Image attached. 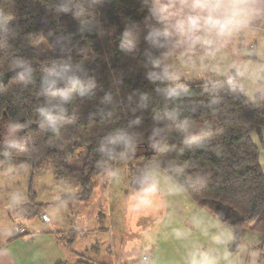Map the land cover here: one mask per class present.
I'll list each match as a JSON object with an SVG mask.
<instances>
[{"label":"trees","instance_id":"trees-1","mask_svg":"<svg viewBox=\"0 0 264 264\" xmlns=\"http://www.w3.org/2000/svg\"><path fill=\"white\" fill-rule=\"evenodd\" d=\"M63 2L0 0V13L11 17L16 30L0 46V156L30 159L37 167L49 164L56 179L79 184L83 191L68 197L83 201L94 193L95 177L116 165H128L126 180L131 190L148 182V169L157 167L199 205L211 209L214 202H221L233 209L234 218L225 223L233 232L235 246L247 229L261 236L256 244L264 245V173L252 141V134L260 135L264 128L263 96L256 93L248 98L236 74L197 81L178 77L170 40L160 54L161 70L167 75L155 81L145 79L143 31L147 24H155L145 0H103L90 16L100 23L91 32H79V21L58 11ZM151 2L159 26L170 33L168 22ZM127 20L141 29L134 56L119 48ZM45 48L50 52L44 54ZM63 48L71 51L63 54ZM15 58L35 69L27 87L11 70ZM66 60L88 68L95 77L96 92L74 98L58 131L51 132L37 111L44 101L40 75L55 61ZM106 94L110 100H105ZM13 124L18 134L11 131ZM17 138L18 148H6L9 140ZM114 138L130 144L112 157L104 156L100 146ZM28 205H32L29 213L35 215L37 209ZM99 206L96 221L104 229V206ZM24 233L23 228L18 234ZM74 264L94 263L82 257Z\"/></svg>","mask_w":264,"mask_h":264},{"label":"rangeland","instance_id":"rangeland-1","mask_svg":"<svg viewBox=\"0 0 264 264\" xmlns=\"http://www.w3.org/2000/svg\"><path fill=\"white\" fill-rule=\"evenodd\" d=\"M158 8L160 13L161 11L164 12L161 5L158 6ZM175 19L176 21L171 17L170 19L167 18L166 21L170 26L172 51H174L173 55H176L173 63L176 67L175 72L178 77L185 78L188 81H197L201 79L208 80L220 77H230L233 74H236L240 75V79L243 81L248 98H253L256 93H260L264 98V21L261 22L262 27L258 30L257 28H250L225 36L223 34L230 31L228 24L218 28L210 26L205 27L203 21L192 22V19L188 16H181V18L177 17ZM49 52L50 50L45 48L43 53L47 54ZM10 132V130H7V134ZM133 163L135 164L136 161ZM127 166V164L122 163L116 165L112 171L110 170L104 174L96 176L93 182L94 193H92L89 199L85 201L80 200L84 205H94V203H97L96 201H98L99 204L104 206V209L101 208V211L104 213L105 227H110L111 223L112 231L109 228L110 233H102L100 232L101 225H98V234L95 235V238L102 236L101 245H104L106 242L108 249V237L110 234V238L113 240L115 255H119V250L116 245L119 231H122V234L125 235V240L129 239L134 242L137 238L142 237L143 231L152 229L151 226L154 221V214L157 212L154 211L153 208V212L149 215L143 213L137 214V209L134 208V202L137 195H141V192H139L140 194L130 197V202H132L133 205L132 212L128 211L127 214L119 213L118 199H121L122 202V198L116 197L117 192L121 193V191L131 190L129 189L126 180L128 173ZM147 176L148 181H150L147 187L151 189L149 191L143 190V193L157 199L154 207L160 205H163L164 207L168 205L166 208L170 205L176 206L177 203H179L178 191H181L180 193L184 195V202L180 199L184 204L182 205L183 209L180 210L179 215L182 221L179 220L180 222L176 226V229L178 230L185 218V207H189L188 200L190 199V196L186 193V189L157 167H150L147 171ZM80 189L79 184L75 181H70L69 183L64 179H56L49 164H43L42 166L38 164L37 167V164L34 165V162L30 159L24 158L18 160L11 158L10 155L0 156V211L7 205L14 206L16 203L23 201L26 202L25 204L30 201L34 208L42 211L43 209H46V202L50 200V197L51 199L54 197L52 194L58 195L61 194L62 191H68L71 194H75L77 191H83ZM160 195L161 197L159 198ZM60 201L65 211L68 210L70 205L76 203V200L71 198L68 200L61 199ZM51 205H55L49 208V211L51 212L53 209L59 207L57 206L58 204ZM20 207L23 208V210L26 209L25 206L17 205L16 211H22L20 210ZM208 211L210 214L212 213V216L209 215L208 217L211 220L209 226H206L207 229L214 226L211 224L214 221L216 223L215 226H218L217 237L220 238V240H225L224 243H226L232 230L227 225L218 224L219 222H216L217 217L212 210L208 209ZM98 212L97 209L95 214L99 215ZM48 214H50V212ZM71 214L73 215L72 217H75L73 210ZM16 216L13 218L12 228L21 225ZM124 222H126L127 227L124 230H120V224L123 225ZM6 226L7 221L0 216V231ZM258 238L259 234L248 229L239 238V243L236 246L232 240L229 242L230 250L232 248L234 252L240 251V253H248V256L250 255L249 264H264V245L256 244ZM90 240L93 241L92 236H88L84 244L88 245ZM253 242H256V248L255 251L251 252L250 250ZM246 244L249 245L248 248L242 246ZM80 252L83 256H88V252ZM142 254L143 252L141 250L134 254L135 263L138 260L142 263ZM230 259L236 261L237 257L236 255H233ZM107 261L110 263L109 260ZM107 261L104 260L102 262L103 264H106ZM95 263L98 264L99 262L96 261ZM227 263L228 261L224 262V264ZM118 264H133V262L129 260H121L119 258Z\"/></svg>","mask_w":264,"mask_h":264},{"label":"crops","instance_id":"crops-1","mask_svg":"<svg viewBox=\"0 0 264 264\" xmlns=\"http://www.w3.org/2000/svg\"><path fill=\"white\" fill-rule=\"evenodd\" d=\"M152 1L157 7L162 6L164 12L161 11V15L165 20L172 17L176 21L175 18L177 17L188 16L192 19V22L203 21L205 27L218 28L227 24L214 19L210 13H206L205 5L208 0ZM261 22H257L253 28L258 30L262 27ZM237 76L240 79V75ZM241 83L243 84V81ZM252 141L258 148V160L264 173V128L261 129L260 135L252 134ZM149 182L144 184L139 190L121 191V193L117 192L116 194L117 198H122V202L121 199H118L120 214H127L128 211L132 212L133 205L130 202V197L140 194L139 192H141V195H137L134 202L137 214L149 215L153 212V208L154 211H157L154 214L152 229L143 231L142 237L137 238L136 241L125 240V235L122 234V231H119V237L116 240L119 255L114 254L113 240L110 238V234L108 237V249L106 242L101 245L102 236L95 238V235L98 234L97 216L95 214L96 206L98 207L101 204L96 201L97 203H94V205H84L83 202H80V198H71L75 199L76 203L70 205L68 210L65 211L60 200L70 199L68 196L71 193L62 191L58 195L52 194L54 197L52 199L50 197V200L46 202V209L42 211L37 209L35 215L29 213L32 206L28 205L30 201L27 204L23 201L16 203L14 206L7 205L0 211V216L7 221V226L0 231V264H74L81 256L94 264H96V261L99 262L98 264H103L102 261L104 260L110 261V263L107 261L106 264H118L119 258L132 261L133 264H224L225 261H228L227 264H249L250 255L248 256V253L234 252L232 248L230 250L229 242L233 238L232 231L229 239L224 243L225 240H220L217 237L218 226H215L216 223L214 221L211 223L214 226L207 229L211 220L208 217L212 213L210 214L205 206L199 205L191 197V200H188L189 207H185L183 223L177 230L176 226L180 222L179 220L182 221L179 215L180 210L183 209L184 195L180 193L181 191H178L179 203L176 206L170 205L166 208L168 205L165 207L160 205L154 207L157 199L143 193L151 189L147 187ZM158 192L161 193L160 191ZM51 204H58L57 206L59 207H56L57 209H53L51 212L49 208L55 206ZM17 205H26V209L23 210L20 207L22 211H16ZM72 210L75 217H72ZM49 212L50 214H48ZM42 214H47L49 221H43L40 217ZM87 214L88 216L86 217ZM15 216L21 223L19 227H23L26 233L21 235L14 232L15 227H12ZM216 219L218 220L216 222H219L218 224L227 225L224 221ZM120 226V230L126 229V222L123 225L120 224ZM109 228L112 231L111 224L107 228L104 224V229H101L100 232L110 233ZM88 236H92L93 241L90 240L88 245H85L84 242ZM260 238L261 236L259 235L256 241ZM255 243L253 242V245H250L251 252L255 251L252 248ZM242 246L244 248L249 247L248 244ZM139 250L143 252L141 256L142 263L139 262L140 260L135 263L134 254ZM80 251L88 252V256H83ZM233 255H236V261L230 259Z\"/></svg>","mask_w":264,"mask_h":264},{"label":"clouds","instance_id":"clouds-1","mask_svg":"<svg viewBox=\"0 0 264 264\" xmlns=\"http://www.w3.org/2000/svg\"><path fill=\"white\" fill-rule=\"evenodd\" d=\"M148 5L149 17L155 20V24H147L143 31V42L147 45L143 56L148 69L145 79L155 81L167 73L161 70L160 54L167 47L170 33L160 27V20L153 13L155 6L151 0H145ZM103 0H64L58 4V11L63 14L70 13L79 21V32H91L100 26L96 19L90 18L91 14L99 8ZM206 13H210L214 19L227 23L230 31L225 36L237 33L245 29L253 28L257 22L264 21V0H208L205 5ZM16 34L15 27L11 23V17L0 13V46ZM141 29L135 21L127 20L119 38V48L127 55L134 56L139 51ZM63 54H68L71 49H61ZM11 70L17 80L25 87L33 82L35 69L23 59L15 58L11 61ZM96 80L89 74L84 65L73 64L70 60L55 61L45 68L40 75V95L44 98L37 111L47 131H58L64 121L67 105L74 98H85L95 95ZM143 96V94H141ZM105 100H110L108 94ZM13 133L19 132V128L13 124ZM129 141L121 139H109L102 144L99 151L107 157L117 154L121 147L127 148ZM19 139H12L6 143V148H18Z\"/></svg>","mask_w":264,"mask_h":264},{"label":"water","instance_id":"water-1","mask_svg":"<svg viewBox=\"0 0 264 264\" xmlns=\"http://www.w3.org/2000/svg\"><path fill=\"white\" fill-rule=\"evenodd\" d=\"M212 212L217 216V218L221 221H227L229 218L232 220L234 218L233 209L231 207L226 206L221 202H214L210 205Z\"/></svg>","mask_w":264,"mask_h":264},{"label":"built area","instance_id":"built-area-1","mask_svg":"<svg viewBox=\"0 0 264 264\" xmlns=\"http://www.w3.org/2000/svg\"><path fill=\"white\" fill-rule=\"evenodd\" d=\"M40 217L45 222L49 220V217H48L47 214H42ZM15 231L18 232V233H23V228L16 227Z\"/></svg>","mask_w":264,"mask_h":264}]
</instances>
